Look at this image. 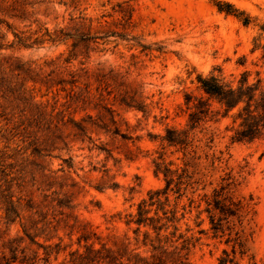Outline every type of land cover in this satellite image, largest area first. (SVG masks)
I'll return each mask as SVG.
<instances>
[{
	"label": "rangeland",
	"instance_id": "obj_1",
	"mask_svg": "<svg viewBox=\"0 0 264 264\" xmlns=\"http://www.w3.org/2000/svg\"><path fill=\"white\" fill-rule=\"evenodd\" d=\"M217 1L234 4L252 18L251 24L219 11ZM0 18L12 26L0 25L6 34L0 63L23 69L7 68L0 86V154L11 157L7 164L17 178L15 200L31 198L48 214L42 221L23 207L21 218L7 225L0 209V255L9 240L24 237L20 249L30 260L22 263L20 254L16 264H71V252L86 249V242H80L82 225L101 243L119 247L130 241L136 248L135 225H127V217L136 214L150 191L166 187L155 161L164 154L174 169L185 167L183 152L163 138L167 129L186 126V94L202 93L198 74L221 68L230 76L247 69L264 80V49L255 48L264 0H0ZM81 25L92 35L126 36L99 39L87 50L81 46L71 63L65 62L71 41L26 47L15 37L18 33L33 41L45 28L54 32ZM71 71L79 78L73 92L67 83ZM61 119V138H53L45 123ZM72 120L87 127L85 140L75 135ZM229 123L225 118L209 124L217 132L209 151L216 158L214 164L211 157L201 160L200 183L181 193L174 186L169 191L171 205L178 206L179 216L185 213L179 232L191 238L190 264H219L224 249L231 251L227 236L214 237L207 213L199 214L206 207L203 195L225 183L228 174L236 180L234 198L250 203L245 224L253 232L249 255L255 259L238 253L237 260L264 264V140L233 143ZM57 199L72 200L74 208L64 210L71 217L54 211ZM93 241L100 248V241Z\"/></svg>",
	"mask_w": 264,
	"mask_h": 264
},
{
	"label": "trees",
	"instance_id": "obj_2",
	"mask_svg": "<svg viewBox=\"0 0 264 264\" xmlns=\"http://www.w3.org/2000/svg\"><path fill=\"white\" fill-rule=\"evenodd\" d=\"M216 6L219 11L239 18L246 26L252 22L249 15L230 2L217 1ZM19 17L22 18V16ZM81 19L87 20L83 17ZM2 24H6L9 29L12 28L11 24L0 18V25ZM82 26L74 27L72 30L61 28L54 32L45 28V32L33 41H31L33 37H26L18 33H15V37L18 38L21 45L26 47H33L35 44H42L47 40L52 43H68L71 41L70 54L65 59L66 63H71L77 57L81 46H84L87 50L90 44H99V39L107 38L113 34L121 38L126 36L117 33H107L103 36L92 35L90 32L82 31ZM90 26H92V23ZM5 41L6 34L0 31V50L5 46ZM255 48L264 49V23L260 26L258 37L255 38ZM7 63L9 64L7 66L0 63V86L6 81L7 68L11 71L23 70L19 65H14L9 61ZM69 74L71 79L67 83L73 87V92L79 78L74 71ZM196 80L202 93L199 96L186 94L188 109L186 126L167 129L163 138L169 147H174L176 151L183 152L185 167L174 169L172 167L173 163L166 162L164 154H162L159 161H155V166L157 173L164 174L166 187L150 191L148 197L142 199L138 204L136 214H129L127 217V225H135L134 233L137 247L132 248L130 241L124 242L119 247L101 243L97 233L90 230L88 225H82L84 233L80 238V242L82 240L86 242V249L84 252L80 250L71 252V264H190L188 251L191 238H187L179 232V223L185 217V213L179 216L178 206L171 205L169 191H173L174 186L176 192L181 193L183 189L199 184L201 179L199 177L200 180H196V176L202 175L200 167L203 157L206 159L211 157L212 163H215L216 157L215 155L210 156L209 151L214 147L217 132L209 125L210 123H217L225 118L229 119L230 123L227 125L226 130L230 132V140L233 143H254L264 140V80L259 72L253 76V72L246 69L238 74L232 73L230 76H226L221 68H215L209 74H198ZM59 83H66V81L61 80ZM80 95L83 96V94ZM122 102L132 106L125 99ZM136 107L143 110L142 105H136ZM61 121L63 122V119L55 125L51 121L45 123L47 124L46 130L53 138H61ZM71 122L77 130L75 135L85 140L88 137L87 127L75 120ZM62 125H65V122ZM113 133L120 134L117 129ZM89 139L91 140V138ZM8 158L11 157L6 156L5 153L0 154V209L4 210V223L10 225L21 218L23 207H26L33 215L42 217V221L46 220L48 214H44L38 209L31 198L19 197L15 200L14 185L17 178L12 176V171H9V168L13 165L7 164ZM223 180L225 183H222L220 187L214 188L210 194L205 193L203 195L206 207L199 214L207 213L209 230L212 231L214 237L227 236L225 243L231 246V251L224 249L219 264H239L237 260L238 253L241 258L249 256L250 260L254 261L255 256L249 255L251 250L249 242L253 232H249L245 224L250 203L236 200L232 195L236 180L231 174H228ZM113 186H117V183H114ZM203 189H206V186ZM22 201L26 202L25 205L22 204ZM193 202L194 200H191V203ZM71 203V199H57L54 211L69 218L72 215L66 214L64 210H72L74 207ZM57 208H60V210H57ZM185 209L186 207H184ZM74 220L75 223L79 222L77 217H74ZM51 223L52 221L45 223V225ZM25 232L26 237L32 243H36L35 238L28 231ZM93 238L100 241V248H96L95 241L89 243ZM180 240H182L181 243ZM23 241L24 237L9 240L1 252L0 264H16L20 259V254L22 263L30 260L25 254V250L20 249ZM56 247H59V245H56ZM141 248H146V250L144 252L140 251ZM7 250L9 253H7ZM51 253L46 254L49 257ZM253 264L257 263L254 262Z\"/></svg>",
	"mask_w": 264,
	"mask_h": 264
}]
</instances>
